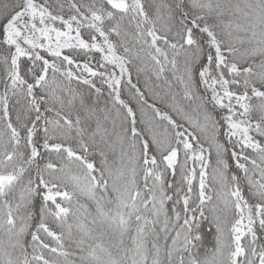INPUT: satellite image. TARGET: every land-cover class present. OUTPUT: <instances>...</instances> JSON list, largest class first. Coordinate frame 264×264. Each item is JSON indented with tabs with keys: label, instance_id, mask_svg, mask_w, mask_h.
<instances>
[{
	"label": "snow or ice",
	"instance_id": "obj_1",
	"mask_svg": "<svg viewBox=\"0 0 264 264\" xmlns=\"http://www.w3.org/2000/svg\"><path fill=\"white\" fill-rule=\"evenodd\" d=\"M0 264H264V0H0Z\"/></svg>",
	"mask_w": 264,
	"mask_h": 264
}]
</instances>
